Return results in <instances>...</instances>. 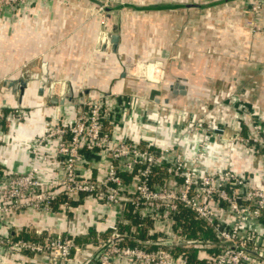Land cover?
<instances>
[{"label":"crops","instance_id":"0c3cea01","mask_svg":"<svg viewBox=\"0 0 264 264\" xmlns=\"http://www.w3.org/2000/svg\"><path fill=\"white\" fill-rule=\"evenodd\" d=\"M71 1L79 8L35 2L0 14V105L32 108L18 124L0 123V162L4 166L25 169L28 153L22 142L43 131L50 116L67 120L74 114L75 103L46 105L45 98L35 93L36 81L27 85L20 100L1 84L2 79L17 78L25 71L38 72L43 61L56 78L62 71L75 79L86 77L91 84L88 87L93 88L88 96L107 94L119 113L114 117L115 137L171 144L188 161L198 140L197 133L189 132V125L202 131L206 124L223 123L226 137L245 135L253 114V125L264 131V33L251 34L248 28L250 0ZM120 3L160 7L120 8L116 54L94 51L98 22L85 9ZM258 23L264 28V4ZM133 62L159 63L158 71L153 70L158 80L155 77L157 81L146 84L128 79L124 71ZM177 78L184 80L183 95L172 94L168 88ZM259 154L209 138L200 168L230 167L260 183L264 167ZM112 220L111 212L101 205L80 200L76 211L69 214L67 226L75 244L83 247L96 236L104 237L106 230H102ZM15 223L19 235H26L34 225L51 233L66 225L57 216L37 212L18 215ZM256 227L264 242V217ZM124 229L134 237L129 225L119 230ZM212 250L201 248V255Z\"/></svg>","mask_w":264,"mask_h":264},{"label":"built area","instance_id":"2783aa9c","mask_svg":"<svg viewBox=\"0 0 264 264\" xmlns=\"http://www.w3.org/2000/svg\"><path fill=\"white\" fill-rule=\"evenodd\" d=\"M19 1L0 0V8ZM263 4L249 2L251 34L264 33L258 23ZM147 64L156 62L131 63L124 73L133 77L131 67L139 65L143 71ZM125 104L130 106L129 101ZM74 106L70 119L50 116L43 131L22 142L28 153L25 169L12 170L0 162V264H189V248L196 249L195 264H264V242L256 227L264 217V180L256 183L230 167L200 168L209 138L259 152L264 167V131L253 125V114L245 135L226 137L223 123L206 124L202 131L189 125L198 140L188 161L171 144L115 137L118 112L105 93L80 97ZM28 112L0 105V123L18 124ZM80 200L101 205L113 217L102 230L105 236L83 247L75 244L67 226ZM126 205L136 224L126 217ZM180 206L215 239L181 233L176 223ZM32 212L57 216L66 225L56 233L34 225L38 238H23L16 217ZM128 225L131 233L145 227L148 237L141 240L119 230ZM208 246L213 250L201 255V248Z\"/></svg>","mask_w":264,"mask_h":264},{"label":"water","instance_id":"95a60500","mask_svg":"<svg viewBox=\"0 0 264 264\" xmlns=\"http://www.w3.org/2000/svg\"><path fill=\"white\" fill-rule=\"evenodd\" d=\"M131 7L133 9H149L159 8L160 5H154L153 7H132L127 3H120L114 6L102 5L103 21L101 29L97 32L94 41V51L105 54H116L119 44V29H118V15L119 9L122 7ZM157 63V62H156ZM159 64V63H157ZM125 74V73H124ZM36 81V95L41 97H47L48 102L51 104H64L65 101L75 103L76 98L72 97L71 89L68 87L65 91H61L58 97L53 95V88L55 86V79L52 73L47 70L46 62H41L38 72H22L16 78H4L1 84L9 89L10 93L17 94L18 100L23 95L27 85L30 82ZM182 79L177 78L172 82L168 88L172 94H185V88Z\"/></svg>","mask_w":264,"mask_h":264},{"label":"rangeland","instance_id":"374dc122","mask_svg":"<svg viewBox=\"0 0 264 264\" xmlns=\"http://www.w3.org/2000/svg\"><path fill=\"white\" fill-rule=\"evenodd\" d=\"M35 2L54 3V4H58L60 6L66 7V8H70L72 10L79 8V4H77L75 1H71V0H20L19 2L13 3L10 8L8 7L7 4H4L5 6H2L0 8V14H1L2 11L4 12V11H6L8 9L9 10H12V8L19 9L20 7L28 6V5L34 4ZM3 3H4V0H3ZM101 7H99V8H92V9L91 8H86L85 9V7H84V9L87 10V12L89 13V16L90 17H96L97 18L96 20L98 22V27H97V30L98 31L101 29L102 21H103V11H102V8ZM13 11L15 12V9ZM137 67L139 68V66H137ZM153 67L156 68L155 66H153ZM143 71L142 70L140 71V76H141V73ZM156 71H158V69H156ZM132 72L134 74L135 70L132 71ZM56 75L53 74V77H55L54 79L56 80L55 81V86L53 88V95L56 96V97H58L60 95L61 91H65L68 87L71 89V92L74 94V96L77 97L79 95V98L80 97L81 98L82 97H87L88 94L90 93V91L93 90L92 87H88L91 84H90V81H87L86 80V77H82L80 75V79H79V77H78V79H75L74 78V75H72L71 73L66 72V71L65 72L64 71L60 72L59 78H56ZM57 77H58V75H57ZM74 79H75V81H74ZM128 79L133 80V81H136V82L140 81V82H143V83H146V84L151 83V81L148 80L147 78L140 79L138 77H134L133 76V77H128ZM100 82H101V80H100ZM85 88H87L89 90L87 93H85V91H83ZM44 100H45V104L46 105H50L51 104V103L48 102V98L47 97ZM51 105H53V104H51ZM17 107H20L21 109H24L25 111H28V110L32 109L30 107H24V108H22L21 106H17ZM29 229H30V232L26 233L29 236V239H37L38 237L35 236L36 234H34L32 232V230L34 229V227L29 228ZM98 238H102V235H99ZM0 256H1V254H0ZM7 258L9 260L10 255H8ZM10 261H13V260L10 259Z\"/></svg>","mask_w":264,"mask_h":264},{"label":"trees","instance_id":"16d2710c","mask_svg":"<svg viewBox=\"0 0 264 264\" xmlns=\"http://www.w3.org/2000/svg\"><path fill=\"white\" fill-rule=\"evenodd\" d=\"M127 208V212H126V217L130 218L132 223H137L138 219L136 216H132L130 214V209H129V205H126ZM176 223H177V227L180 229V232L185 234L187 237H201V239L203 240H214V235L211 233V231L204 227L203 222L200 221L199 219L195 218V216L185 207L180 206L176 215ZM143 225L148 224L147 221L142 223ZM146 228L145 227H139L134 236L138 239H145L147 238V234H146ZM23 238H27L29 237L27 234L25 235V233H22L20 235ZM181 248H176L175 251H181ZM196 249L194 248H189L187 250V256H188V261L189 264H195V255H196Z\"/></svg>","mask_w":264,"mask_h":264},{"label":"bare ground","instance_id":"6f19581e","mask_svg":"<svg viewBox=\"0 0 264 264\" xmlns=\"http://www.w3.org/2000/svg\"><path fill=\"white\" fill-rule=\"evenodd\" d=\"M137 66H139V65H137ZM137 66H134V67H131V70L132 71H134L135 70V72H134V76L135 77H138V78H140V79H145V77H147V78H154V74H153V71H150L149 69V67H153V66H155V67H158V66H160L159 64H147V65H144V74H143V77L141 78L140 77V69L137 67ZM130 67V64H129V66H128V68ZM154 68V67H153ZM155 69V68H154ZM136 74V75H135ZM156 77V76H155ZM157 79H158V77H156ZM62 89V88H61ZM26 90V89H25ZM25 92V91H24Z\"/></svg>","mask_w":264,"mask_h":264},{"label":"flooded vegetation","instance_id":"af4514ba","mask_svg":"<svg viewBox=\"0 0 264 264\" xmlns=\"http://www.w3.org/2000/svg\"><path fill=\"white\" fill-rule=\"evenodd\" d=\"M149 68H150V69H149L150 71H153V70H154L153 67H149ZM155 70H156V69H155ZM143 74H144V71L141 73V76H140L141 78L143 77Z\"/></svg>","mask_w":264,"mask_h":264}]
</instances>
